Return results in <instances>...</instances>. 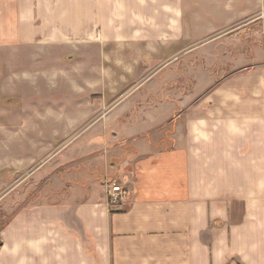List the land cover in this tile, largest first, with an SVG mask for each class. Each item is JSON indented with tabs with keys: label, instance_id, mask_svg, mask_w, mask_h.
I'll return each instance as SVG.
<instances>
[{
	"label": "crops",
	"instance_id": "obj_1",
	"mask_svg": "<svg viewBox=\"0 0 264 264\" xmlns=\"http://www.w3.org/2000/svg\"><path fill=\"white\" fill-rule=\"evenodd\" d=\"M248 11L230 0H0V50L76 49L83 60L72 76L99 90L93 103L61 112L58 126L0 134V176L22 172L47 188L0 227V264H264V62L225 58L237 67L230 74L195 72L191 90L177 84L173 102L160 93L157 108L149 88L118 89L144 85L151 48L185 47ZM85 85L72 91L90 100ZM108 98L117 100L105 106ZM35 128L82 132L69 153L34 168L31 152L44 140ZM112 184L124 190L117 204Z\"/></svg>",
	"mask_w": 264,
	"mask_h": 264
},
{
	"label": "rangeland",
	"instance_id": "obj_2",
	"mask_svg": "<svg viewBox=\"0 0 264 264\" xmlns=\"http://www.w3.org/2000/svg\"><path fill=\"white\" fill-rule=\"evenodd\" d=\"M230 3H235L240 10L249 11L243 18L218 34L199 40L185 41V47H173L164 50V54L151 48L149 51L151 64L148 66L150 76L146 78L144 85L137 82H125L122 84L123 86L121 84L120 86L118 83V89L120 91L132 90L138 88L139 84L142 91L149 88L152 94L147 102L157 108L159 103L164 100L163 97H160V93L168 95L167 100L173 102V98L169 95H172L177 84L183 92L191 90L195 83L191 81L190 76L194 75L195 72L215 74L217 80L221 79V75L230 74L237 67L222 64L223 60L226 61L225 58L244 57L247 60L246 65L251 63L248 62L251 59L264 62V0H230ZM212 41L216 43L214 49L209 47V43ZM19 45L14 48L11 43H7L6 49L0 50V134L5 132L7 140L13 132V129H9L11 127H16L18 124L24 127L37 125L46 128V125L50 124L56 126L62 123L61 112L71 115L75 113L77 104L82 106L88 104L89 101L91 104L98 100L95 96H98L99 90H88L84 82H80L78 85L72 76L73 72L77 70L80 60H83L76 49L47 50L46 52H49L50 55L48 56L45 50H41V46L26 43L23 44L26 46L19 48ZM210 45L213 47L212 44ZM96 53L100 58H103L99 51ZM67 54H73L75 59L68 61L66 59ZM198 58L201 59V62L193 64L192 60ZM89 61V57L84 60L85 64H88ZM108 64L109 62L107 65L101 66L103 73L110 71L111 66ZM130 68H132L131 64H126V71ZM24 74H27L26 76L29 78L23 80L22 75ZM164 74L169 75L165 81L164 78H161ZM174 74L182 75V78L175 80ZM82 79L79 77V80L82 81ZM177 81L178 83H176ZM88 84L93 85L94 82ZM82 85H85L83 96L92 93L90 100L80 99L77 93L72 91V88L76 91H82ZM113 85L115 86L116 82ZM115 100L117 99H106L105 106H110ZM67 116H65L66 120H71ZM54 118H56V122H54ZM79 119L78 122L85 123L84 119ZM156 127V125L152 126L151 129ZM19 131L20 129H17L15 132L20 133ZM23 132L26 133V131ZM34 132L39 133L40 140L44 139L41 143L38 141L37 149L31 152L35 161L33 166L35 168L39 167L51 155L58 154L61 156L70 151L68 141L78 138L82 131L74 129L66 131L64 135L59 130L44 131L37 129ZM43 132H47V134L42 137L41 133ZM45 140L51 142L52 146L44 147ZM24 149L26 148L24 147ZM44 184L40 181L34 182L32 177L27 174L23 175L22 172L7 171L5 177L0 176V227L20 208L45 198L47 188Z\"/></svg>",
	"mask_w": 264,
	"mask_h": 264
},
{
	"label": "built area",
	"instance_id": "obj_3",
	"mask_svg": "<svg viewBox=\"0 0 264 264\" xmlns=\"http://www.w3.org/2000/svg\"><path fill=\"white\" fill-rule=\"evenodd\" d=\"M123 194L124 192L121 186L119 185L112 184L110 189H108L109 199L111 200L113 204L119 203V201H121L123 197Z\"/></svg>",
	"mask_w": 264,
	"mask_h": 264
},
{
	"label": "trees",
	"instance_id": "obj_4",
	"mask_svg": "<svg viewBox=\"0 0 264 264\" xmlns=\"http://www.w3.org/2000/svg\"><path fill=\"white\" fill-rule=\"evenodd\" d=\"M1 244V243H0ZM1 246V245H0Z\"/></svg>",
	"mask_w": 264,
	"mask_h": 264
}]
</instances>
